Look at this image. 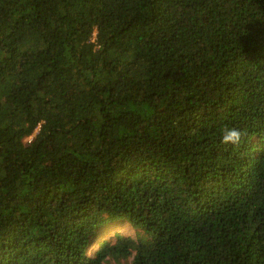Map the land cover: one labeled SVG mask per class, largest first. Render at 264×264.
<instances>
[{
    "label": "trees",
    "instance_id": "obj_1",
    "mask_svg": "<svg viewBox=\"0 0 264 264\" xmlns=\"http://www.w3.org/2000/svg\"><path fill=\"white\" fill-rule=\"evenodd\" d=\"M0 264H264V0H0Z\"/></svg>",
    "mask_w": 264,
    "mask_h": 264
},
{
    "label": "rangeland",
    "instance_id": "obj_2",
    "mask_svg": "<svg viewBox=\"0 0 264 264\" xmlns=\"http://www.w3.org/2000/svg\"><path fill=\"white\" fill-rule=\"evenodd\" d=\"M118 232H123L130 236L135 237V232L132 230V228L128 224L118 223V224H113V225H109L105 227L102 230L101 238L102 239L111 238Z\"/></svg>",
    "mask_w": 264,
    "mask_h": 264
},
{
    "label": "clouds",
    "instance_id": "obj_3",
    "mask_svg": "<svg viewBox=\"0 0 264 264\" xmlns=\"http://www.w3.org/2000/svg\"><path fill=\"white\" fill-rule=\"evenodd\" d=\"M240 139H241V132L233 129L226 133V135L223 138V142L226 144L229 142L235 144L238 143Z\"/></svg>",
    "mask_w": 264,
    "mask_h": 264
}]
</instances>
